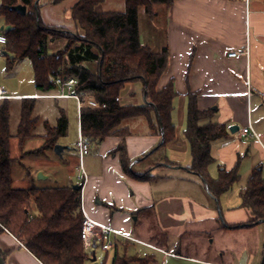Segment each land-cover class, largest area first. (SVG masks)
<instances>
[{
  "label": "crops",
  "instance_id": "obj_1",
  "mask_svg": "<svg viewBox=\"0 0 264 264\" xmlns=\"http://www.w3.org/2000/svg\"><path fill=\"white\" fill-rule=\"evenodd\" d=\"M40 1L38 12L42 24L59 27L47 20V11L63 1L45 0L43 6ZM73 5L64 10L69 21ZM100 5L97 11L107 12L102 11ZM159 8H163V13L159 14ZM124 10L125 2L120 12ZM153 13L152 17L145 15L151 22L159 19L161 26L156 25L150 33L143 34L139 22L140 42L153 52L167 48L168 62L157 88L161 90L171 82L176 92L171 113L175 139L158 148L161 138L152 135L142 120L132 123L131 127L138 131L125 140L110 136L102 142H95L83 136L90 143V153L82 159L86 178L78 180L80 159L76 144L70 147L62 141L65 136L57 141L64 146L61 155L53 150L39 154L44 156V161L28 175L26 184L19 181L14 187L11 171L12 187L45 189L81 184L84 213L95 223L132 238L114 235L105 238V242L112 240L109 251L115 248L119 254V249H123V255L131 259V264H151L154 261L148 255L128 256L126 250L131 243L162 254L164 264H169L171 259L195 264H251L257 259L256 253L247 246L239 249L233 244L228 245V241L242 231L264 223L249 226L254 218L242 206L240 197L245 186L238 196L231 195L232 188L218 200L208 194L202 181L188 171L192 159L184 131L188 95L192 93L196 95L198 108L212 110L211 122L223 125L227 132L224 138L211 143L214 163L209 167L210 177L217 178L220 167L230 170L235 166H238V173L249 169L250 175L259 168L264 177V0H176L168 7L153 6ZM2 26L4 20L0 18ZM64 41H49L48 53L64 47ZM3 47L0 45V53L6 56ZM231 51L240 54L230 58L228 53ZM86 66L95 69L91 63ZM137 84L141 89L140 102H136L133 92ZM129 86L134 99L132 104H141L142 84ZM39 95L38 92L11 95L10 102H19L20 115L22 99L55 101L54 122L36 114L54 126L59 117L58 108L64 109L58 106V101L72 99L42 98ZM77 124L80 133L78 117ZM248 126L251 128L249 134L242 135V129ZM230 127H237L234 133ZM43 135L44 129L36 131L40 147L44 144ZM122 142L130 163L127 172L122 166L120 153H114ZM65 154L71 155V162L72 154L78 156V165L70 163ZM39 174L43 178H38ZM213 235H217L221 242L216 249L213 239L209 241ZM99 246L96 244L93 249ZM261 248L264 250V243ZM91 251L86 252L92 255L90 261H94L95 252ZM0 253L6 264H42L7 231L0 232ZM209 255H214V259Z\"/></svg>",
  "mask_w": 264,
  "mask_h": 264
},
{
  "label": "trees",
  "instance_id": "obj_2",
  "mask_svg": "<svg viewBox=\"0 0 264 264\" xmlns=\"http://www.w3.org/2000/svg\"><path fill=\"white\" fill-rule=\"evenodd\" d=\"M36 0H2L0 18L7 43L3 47L8 59L7 68L24 59L31 62L34 86L40 94L53 92L54 79L75 78V91L82 99L94 98L105 108L81 109V134L88 140L102 142L110 136L123 140L137 133L131 127L142 120L149 132L161 138L158 148L175 139V127L171 122L173 100L176 96L173 84L158 90L160 76L168 62L167 48L153 52L140 42L138 11L149 17L153 6H170L176 0H124L123 12H98L103 0H77L71 8L70 20L76 34L57 31L42 24ZM64 0H55L59 3ZM26 7V14L19 15L10 8ZM65 38V46L58 53L49 54V41ZM87 63L95 65L91 70ZM134 83L142 84L143 102L123 104L121 92ZM119 98V101L116 99ZM145 99V100H144ZM10 99L0 102V232L7 231L18 239L42 264H84L89 255L83 247L80 231L83 214L80 190L66 188L16 189L12 187L10 156ZM35 98L22 99L19 123L15 133L20 146L36 137V129L42 125L44 144L36 150L42 154L53 150L57 141L67 135L68 118L62 108L54 126L34 115ZM212 110H200L196 95H188L186 128L184 137L189 144L191 165L188 171L196 175L207 188L210 196L218 198L238 183V166L228 170L220 167L217 178L209 175L214 163L211 143L227 135L223 125L214 124ZM120 153L124 170L129 161L122 142L116 149ZM143 178V177H142ZM144 179V178H143ZM242 206L253 216L249 226L264 221V177L261 169H255L240 192ZM226 227V226H225ZM228 228V227H227ZM234 228V227H229ZM111 264H131V259L114 253Z\"/></svg>",
  "mask_w": 264,
  "mask_h": 264
},
{
  "label": "rangeland",
  "instance_id": "obj_3",
  "mask_svg": "<svg viewBox=\"0 0 264 264\" xmlns=\"http://www.w3.org/2000/svg\"><path fill=\"white\" fill-rule=\"evenodd\" d=\"M43 1H40V5L43 6ZM76 0H65L60 4L51 6L50 10L47 11V20L51 23L57 24L59 27H50L57 31H68L72 34H76L77 30L74 29V26L69 19H67L66 15L64 14V10L68 7L73 5ZM102 11H113V12H120L124 9V2L123 0H105L103 4L100 5ZM159 14L163 13V8H159ZM42 15H44L43 7L40 9ZM138 17L140 22V28L144 33L151 32L154 26L160 25V20L155 19L153 22L149 20V18L145 15V12L142 8L138 11ZM150 21V22H149ZM159 21V22H158ZM157 29V27H156ZM158 33L160 30H157ZM160 35L158 34V39ZM65 40L64 43L66 44L65 38H59ZM56 39V40H59ZM63 48V47H62ZM61 48V49H62ZM61 49L55 51L54 53H58ZM10 56H3L0 53V87L3 88L10 96L11 95H18V94H34L38 91L35 90L33 84V72H32V65L28 59H24L22 61L16 62L12 69L9 70L7 68V61ZM131 89L130 86H125L123 91L121 92V102L123 104H132L134 99L131 98ZM133 92L135 94L136 102H140L142 99L141 97V89L139 85H135L133 88ZM40 94V92H38ZM19 102L14 101L12 104L10 103V130L12 137L10 139V156L12 158L11 163V171H12V178L14 181L13 186L15 187L17 182H23L26 184L28 180V175L33 173L34 170L38 165L43 163L44 156L36 154V150L40 148V139L34 137L27 142L23 146H20L18 139L15 136L18 120H19ZM58 106L63 107L66 110L67 117L69 119V126H68V133L62 141H66L70 147L76 144V141L79 137L78 133V124H77V105L74 100H62L58 101ZM55 101L43 99L38 100L35 106L34 115L43 116L45 119L49 120L50 122H54V118L56 116V109ZM40 118V123L46 122L49 126L51 124L44 120L42 117ZM37 132H42L43 129L41 125L37 128ZM39 144V145H38ZM69 156V159H67ZM76 157V158H75ZM65 158L73 164L78 165L79 159L78 156L72 154V162L70 161L71 155L65 154ZM75 160H74V159ZM240 180L238 183L234 184L232 189L230 190L231 195L238 196V193L241 188H243L250 175V170L245 169V171H241L240 173ZM213 239V247L214 249L217 246H220V239L217 235H213L210 239ZM112 240H110L111 242ZM264 243V224L259 225L255 228H250L247 230L242 231L241 233L237 234L228 241V245H232L241 248L242 246H247L248 249L252 250L256 253L257 259L253 261L251 264H264V250H262V244ZM98 244V243H97ZM115 248L112 251L106 253L101 249L99 246L92 251L95 252V260L90 261L91 256H89V260H87L84 264H111L112 254L115 253ZM91 251V252H92ZM120 256L123 255V249H119ZM126 254L128 256H152L153 262L151 264H164L165 257L154 251L145 250L142 246L131 243L127 250ZM212 259H214V255H209ZM169 264H195L194 262H186L180 261L177 259H171Z\"/></svg>",
  "mask_w": 264,
  "mask_h": 264
},
{
  "label": "built area",
  "instance_id": "obj_4",
  "mask_svg": "<svg viewBox=\"0 0 264 264\" xmlns=\"http://www.w3.org/2000/svg\"><path fill=\"white\" fill-rule=\"evenodd\" d=\"M0 0V4H1ZM3 28V29H2ZM5 27H0V45L4 46L7 43L6 35L4 34ZM240 53L237 51H231L228 53V57L235 58ZM54 85L56 89L53 92H50L48 94H41L39 97L42 98H51V99H72L76 102L77 105V112H78V119H80L81 116V109L85 106L91 107V108H98L102 107L105 108V104L100 105L94 98H86L82 99L81 94L77 93L75 91V85L76 80L75 78H61L57 77L54 79ZM12 96H10L3 88L0 87V100L3 99H10ZM116 101H119V98L116 99ZM250 126L247 128L242 129L241 133L242 135H248L250 131ZM76 148L78 151L80 164H79V170L80 175H78V180H83L86 178L83 165H82V159L86 155L90 153V143L86 141V139L83 137L81 132L79 133V137L76 142ZM83 219L81 223V231H80V237L83 244V247L86 251H91L93 248V245H96L97 243L101 245V248L104 251H109L111 249V242L107 240L105 242V238L114 235L125 239L132 240L131 237L128 235L115 231L111 229L110 227L99 225L95 223L92 219H90L82 210ZM100 241V242H98ZM101 241H104L105 243H101Z\"/></svg>",
  "mask_w": 264,
  "mask_h": 264
},
{
  "label": "water",
  "instance_id": "obj_5",
  "mask_svg": "<svg viewBox=\"0 0 264 264\" xmlns=\"http://www.w3.org/2000/svg\"><path fill=\"white\" fill-rule=\"evenodd\" d=\"M38 2H39V0H36V1H35V6H37ZM10 9H11L12 11L16 12L17 14L22 15V16L26 14V7L23 6V5H16V6L11 7ZM36 15H37V24H38V23H39V12H38V11H37ZM2 29H3V28H2ZM9 29H10L9 26H7V27L5 28L6 31L9 30ZM144 100H145V99H144ZM236 128H237V127H230L229 130H230L232 133H234V131L236 130ZM63 150H64V146L59 145V144H56V145L54 146V148H53L54 153H56L57 155H61V153H62ZM38 178H43V175H42V174H39V175H38ZM72 188H73L74 190H80V189L82 188V185H81V184H75V185H72ZM206 190H207V188H206ZM219 213H220V212H219ZM221 221H222V220H221ZM260 223H264V221L262 220V221H260ZM95 247H96V245H93V246H92V248H95ZM0 264H6L5 261H4V259H3V257H2V255H1V253H0Z\"/></svg>",
  "mask_w": 264,
  "mask_h": 264
}]
</instances>
